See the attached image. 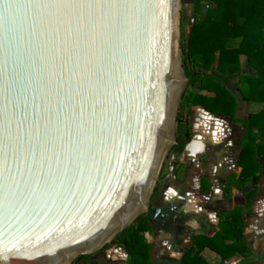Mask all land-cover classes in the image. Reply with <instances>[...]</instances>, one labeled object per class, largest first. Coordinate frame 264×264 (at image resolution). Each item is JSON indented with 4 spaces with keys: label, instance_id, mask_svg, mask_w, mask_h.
Listing matches in <instances>:
<instances>
[{
    "label": "water",
    "instance_id": "obj_1",
    "mask_svg": "<svg viewBox=\"0 0 264 264\" xmlns=\"http://www.w3.org/2000/svg\"><path fill=\"white\" fill-rule=\"evenodd\" d=\"M180 1L0 0V264H72L148 213L155 187L127 223L169 127L176 53L175 133L188 85Z\"/></svg>",
    "mask_w": 264,
    "mask_h": 264
},
{
    "label": "trees",
    "instance_id": "obj_2",
    "mask_svg": "<svg viewBox=\"0 0 264 264\" xmlns=\"http://www.w3.org/2000/svg\"><path fill=\"white\" fill-rule=\"evenodd\" d=\"M211 7L202 21L189 32L188 46H181V63L187 88L181 104L201 108L216 118L223 117L232 125L238 124L236 97L226 88L236 79L235 87L243 103L264 105V0H210ZM201 1L195 0L199 12ZM183 31V23H180ZM241 57L246 58L245 71ZM250 73H248V72ZM177 117L174 155L183 153L186 146L187 127ZM239 178L224 190L230 197L231 188L242 190L248 182L252 190L245 194L243 207L217 214V232L212 236L193 234L191 246L181 256V264H212L203 253L208 251L222 262L250 254L245 243V217L251 216L252 200L258 194L262 173L259 161L264 159V108L249 114L245 134L238 150ZM200 191L207 193L206 178L200 180ZM151 207L148 213L115 238L112 246L124 250L128 264H150L152 246L145 235H151ZM72 264H99L91 256H81Z\"/></svg>",
    "mask_w": 264,
    "mask_h": 264
},
{
    "label": "rangeland",
    "instance_id": "obj_3",
    "mask_svg": "<svg viewBox=\"0 0 264 264\" xmlns=\"http://www.w3.org/2000/svg\"><path fill=\"white\" fill-rule=\"evenodd\" d=\"M200 1L199 12L195 11V0L180 1L179 23H183V31L180 30V47L188 46L190 29L204 19L206 11L211 7L210 0ZM235 83L236 79L231 80L226 88L238 100V124L236 126L223 117L216 118L201 108L191 107L185 102L179 107L177 117L180 115L179 122L184 124L185 128L187 127L186 144L191 145L188 151H183L180 155H174L172 149L169 151L149 201L155 227L154 235L149 238L154 249V264H170L164 259L166 250L170 251L174 258L170 261L178 264V259L189 244V236L201 229L212 228L214 221L210 218V214H214V210L230 207L229 204L224 203L225 201L222 203L209 202L210 200L206 198H224L225 187L233 184L234 181L228 178L237 163L239 145L245 134L248 114L246 105L240 100ZM194 91L186 88L184 93L186 95ZM177 122L176 120V131ZM188 169L189 174L187 175ZM186 175L187 181L181 185ZM202 178L208 179L210 191L207 194L201 193L199 189ZM169 188L173 189L176 194L166 198L165 194ZM247 189L251 190L250 187ZM235 198V203L238 206L242 205L239 198L243 199V194L240 193ZM197 205L201 207V210L196 216L194 211ZM255 207L258 210L260 203H256ZM261 213L264 215V209L257 213V217ZM215 222H217L216 218ZM172 236H176L174 243L170 242ZM261 243L257 247L263 248L264 241ZM115 251L114 247L106 246L91 255V261L99 264L123 263V260L115 256ZM122 253L126 256L123 251Z\"/></svg>",
    "mask_w": 264,
    "mask_h": 264
},
{
    "label": "crops",
    "instance_id": "obj_4",
    "mask_svg": "<svg viewBox=\"0 0 264 264\" xmlns=\"http://www.w3.org/2000/svg\"><path fill=\"white\" fill-rule=\"evenodd\" d=\"M240 61H241L242 70L245 71L246 58L245 57H241ZM248 73H250V72H248ZM236 100H237V98H236ZM243 104H245L246 107H247V111H248L247 117H248L249 114H256V113L260 112L264 108L263 104H257V103H243ZM237 105H238V100H237ZM236 117H237V114H236ZM247 117H246V119H247ZM234 126H236V125H234ZM237 158H238V155H237ZM259 164L261 166L262 173H261V176H260V185L258 187V194L252 200L251 216L250 217H245V233H244V237H245V243H246L248 249L250 250V254L247 257L237 256V257H234L232 259H229L227 261L222 262L218 257L213 255L212 253H210L208 251H205L203 254L208 257L209 261L212 264H264V247L263 248L257 247V245H259L261 242L263 243V241H264V237H263L264 236V215L262 214L263 212L261 213L260 216L257 217V213L261 212L264 209V198H263L264 197V159L260 160ZM240 172H241V170L237 166V163H236L235 166H234V171L232 172V174L229 175L230 177L228 179L229 180L233 179V178H237L238 179L239 175H240ZM188 174H189V169L187 170V175ZM187 175H186V179L184 181H182V183H180L181 185H184V183L187 181ZM207 181H208V179H207ZM248 187H250L251 190H252V186L247 182L242 187V190L231 188V193H230V197L229 198H226L225 195H224V198H206L207 200H210L209 202L217 201V202L222 203V201L223 202L225 201L224 203H227V205L229 204V206H230V207H228V209H216V210H214L215 211L214 214H215L216 220H217V214L223 213V212H227V211H231L234 208H238V207H243L244 206V204H245V194L249 193L251 191V190L247 189ZM199 189H200V186H199ZM209 191H210V186H209ZM209 191L207 193H209ZM207 193H203V194H207ZM240 193L243 194L244 198L243 199L239 198L240 201H242V205L238 206L235 203V200H236L235 197L238 194H240ZM258 202L260 203V208L257 210L255 205ZM195 207L196 208H195L194 214L196 213V216H197L200 213L201 207L198 206V205L195 206ZM198 209H199V211H198ZM151 222H152L153 233L151 235H145V237H146L148 243H150L151 246H152V243L149 241V238H150V236L154 235V232H155L154 218L153 217H151ZM217 223H218V220H217V222L214 221V224H213L212 228H209L208 230H202L200 228L201 230L198 229L199 231L197 233H192L189 236V244L186 247L185 251H187L189 249V247L191 246V236L193 234H203V235H207V236H212V235H214L217 232ZM158 233H157V235H158ZM175 241H176V236H172V238L170 239V242L174 243ZM114 248L116 250L115 251V254H116L115 256H118L117 258L119 260H123L124 264H128L129 258H128L127 254L124 252V250L119 248V247H114ZM122 251L126 254V256H124ZM153 254H154V249H153V246H152L150 264H154V256H153ZM164 257H165L164 259L166 261H168L170 264L172 263V261L174 259L173 256L171 255L170 251H168V250H166ZM170 260H172V261H170ZM123 263H121V264H123ZM178 264H181V257L178 259Z\"/></svg>",
    "mask_w": 264,
    "mask_h": 264
},
{
    "label": "bare ground",
    "instance_id": "obj_5",
    "mask_svg": "<svg viewBox=\"0 0 264 264\" xmlns=\"http://www.w3.org/2000/svg\"><path fill=\"white\" fill-rule=\"evenodd\" d=\"M176 62H177V77H178V86L176 88V100H175V103H174V106H172V110H171V113H170V117H169V127L165 133V135L163 136V139L161 140V142L159 143V146H158V152H157V165H156V170H155V173H154V176H153V179H152V183H151V186H150V189L148 191V194L146 196V199L144 201V207L141 209V211L139 212H136L135 214L133 213L127 220H128V224L131 223L134 218H136V216L138 214H140L141 212H143L145 209H146V204L148 202V199L152 193V190L153 188L155 187L156 185V182L158 180V176L160 174V171L162 169V166H163V163L169 153V150L173 144V141H174V134H175V127H174V117H175V114H176V110L178 108V104H179V98H180V94L182 93V89H183V86H184V77H183V74L179 68V60H178V54L176 53ZM65 264H69V262H66Z\"/></svg>",
    "mask_w": 264,
    "mask_h": 264
},
{
    "label": "clouds",
    "instance_id": "obj_6",
    "mask_svg": "<svg viewBox=\"0 0 264 264\" xmlns=\"http://www.w3.org/2000/svg\"><path fill=\"white\" fill-rule=\"evenodd\" d=\"M207 118L211 119V117H207ZM217 128H218V130H219V123L217 124ZM175 194H176V193L174 192V190L171 189V188H169L168 191H167V193H166L165 195H166V198H168V197L174 196ZM198 211H199V209H198ZM210 218H211L213 221H215V214H210Z\"/></svg>",
    "mask_w": 264,
    "mask_h": 264
}]
</instances>
